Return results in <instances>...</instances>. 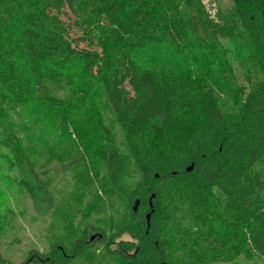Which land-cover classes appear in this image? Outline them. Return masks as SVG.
Masks as SVG:
<instances>
[{"label":"trees","instance_id":"obj_1","mask_svg":"<svg viewBox=\"0 0 264 264\" xmlns=\"http://www.w3.org/2000/svg\"><path fill=\"white\" fill-rule=\"evenodd\" d=\"M44 129L64 141L56 167L97 161L127 216L110 235L64 217L13 263L0 204V264L264 262V0L213 15L203 0H0V147L30 199L65 213Z\"/></svg>","mask_w":264,"mask_h":264},{"label":"rangeland","instance_id":"obj_2","mask_svg":"<svg viewBox=\"0 0 264 264\" xmlns=\"http://www.w3.org/2000/svg\"><path fill=\"white\" fill-rule=\"evenodd\" d=\"M203 2L213 15L217 6H227L230 0H203ZM156 53L158 55L162 51L159 50ZM157 55L148 52L146 56L152 58ZM236 73L239 75L238 70H236ZM83 88L89 93L99 92V87L95 84H85ZM82 92L80 91V98L81 96L83 97ZM83 102L89 104L88 97H84ZM40 111L47 113L55 110L54 108L43 106ZM59 112L63 113L64 111ZM48 117L53 118L52 120L57 125L63 124L61 120L55 119L52 113ZM48 117L46 118L49 119ZM28 119H24L22 122L26 125L28 131L35 133L36 125ZM69 126V124H66L63 127L69 129ZM38 137L39 133H36L35 138ZM43 137L45 139H43L42 147H39L41 152L38 155L43 156V159H40L43 162L48 159L51 160L47 166V169L49 168L47 174L51 177L50 187L56 194L55 198L65 194V213H60V211L52 212V205L38 201L35 204L30 199L19 185V171L14 162H12V157L6 153L7 151L4 148L0 147V204L4 208L10 207L12 209V214L5 218L6 230L1 239V250L3 256L13 263H21L26 258L29 249H38L39 251L48 249L47 234L56 230V224L61 220V225L64 217L68 222V229L72 235L73 233L81 232L83 227L90 230L91 225L103 228L110 235L111 231L124 221L127 216L128 209L125 202L105 182L103 171L97 161L88 160L87 171L68 164L56 167L57 159L64 160L67 156V153L64 152V141L53 137V134H50L47 129H44ZM117 141L119 140L117 139ZM79 150L83 152V148H79ZM54 157L56 160H54ZM34 160L38 167L40 162L37 161V158ZM131 187L132 184L128 183V188ZM58 214L61 216H58ZM91 235H93V232H88V237H91ZM120 239H130V237L123 234ZM233 260L231 264H264L261 259L250 262L243 255H239ZM73 264L99 263L95 261V256H91L85 261ZM215 264L229 263L217 262Z\"/></svg>","mask_w":264,"mask_h":264},{"label":"water","instance_id":"obj_3","mask_svg":"<svg viewBox=\"0 0 264 264\" xmlns=\"http://www.w3.org/2000/svg\"><path fill=\"white\" fill-rule=\"evenodd\" d=\"M190 169H192V165L191 166H189L188 168H187V170H190ZM153 197V194L151 195V197L149 198V205L151 206L152 205V203H151V198ZM149 216H150V213H147L146 214V216H145V218H146V222L148 223V221H149Z\"/></svg>","mask_w":264,"mask_h":264}]
</instances>
